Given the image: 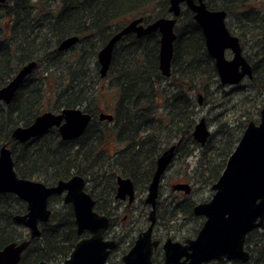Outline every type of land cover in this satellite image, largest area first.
I'll use <instances>...</instances> for the list:
<instances>
[{"label":"trees","instance_id":"1","mask_svg":"<svg viewBox=\"0 0 264 264\" xmlns=\"http://www.w3.org/2000/svg\"><path fill=\"white\" fill-rule=\"evenodd\" d=\"M205 1L209 9H224L226 18L234 17L235 26L226 19L230 32L241 38L250 37L257 47L253 36L264 35V0ZM168 7L169 0H8L0 4V87L23 64L31 60L37 63L11 102H0V146L11 149L18 176L51 185L79 174L96 201L95 210L108 214L95 189L99 182L111 187L114 184L117 169L107 146L112 143L114 148L119 141L117 126L123 128L120 135L125 141L140 145L148 153L152 167L164 144L180 140L183 162L200 146L191 135L197 115V94L205 98L210 95L212 85L218 90L224 86L218 81L202 30L188 8L183 7L177 17L169 77H164L159 69L158 31L139 38L132 33L122 37L113 49L106 76L99 75L97 52L115 31L135 17H143L149 23L167 16ZM72 35L78 36V42L59 51L60 41ZM258 50L261 56L252 65L248 80L251 86L263 91L264 41ZM45 60L51 63L47 65ZM101 80L103 83L107 80L105 88L117 97L112 121L93 118L80 137L70 140L61 139L55 127L25 143L11 138L13 127L29 125L48 108L59 111L79 106L96 115L100 110L92 101ZM238 90L236 93L244 91ZM248 120L241 122V128ZM222 127L226 125L222 123ZM239 137L229 133L215 148L206 146L207 143L200 146L203 150L199 167L210 186L223 171ZM147 183L145 179L140 185L146 187ZM104 197L109 202L117 201L114 191ZM48 202L50 220L40 225V236L31 240L20 264L41 260L61 263L81 237L76 232L71 206L63 202L62 195H53ZM58 203L62 204V212L53 211ZM194 204L191 201L176 204L165 220H176L180 214L185 221L196 220L192 212ZM25 209V203L16 195L0 193V248L28 238L27 229L14 220ZM244 244L250 253L245 263L215 260L205 264H264V228L250 231Z\"/></svg>","mask_w":264,"mask_h":264},{"label":"water","instance_id":"2","mask_svg":"<svg viewBox=\"0 0 264 264\" xmlns=\"http://www.w3.org/2000/svg\"><path fill=\"white\" fill-rule=\"evenodd\" d=\"M8 0H0V4ZM193 13V20L200 26L205 47L213 59L222 84L236 85L245 77H251L252 67L242 54L239 37L226 26L224 9H209L205 0H169V15L144 23L143 17H135L115 31L98 50L96 58L99 75L104 78L112 59L116 43L132 33L136 37L159 32V69L164 77L170 76L171 61L176 38L177 17L183 8ZM79 38L72 35L57 45L59 51L74 46ZM231 58L226 57V52ZM36 61L23 64L5 85L0 87V102L9 104L21 83L36 67ZM99 120L111 121L113 115L100 112ZM92 120L90 113L82 107L62 108L59 111L45 110L26 126L12 128L11 138L19 143L45 134L57 128L63 140L80 137ZM210 131L201 117L194 125L193 139L205 145ZM174 145L166 149L157 159L156 170L148 186L145 202L151 205L148 226L136 237L131 248L121 257V264H152V252L160 242L152 239L156 221V198L160 178L173 157ZM85 179L74 174L55 184L46 185L37 180L19 177L14 169L11 149L0 146V193H12L26 203V212L16 214L14 220L28 229L29 239L10 242L0 249V264H17L31 239L40 236L39 222L50 219L48 199L62 194L64 203L72 208L76 232L81 235L69 255L61 264H105L109 253L116 246L114 239L104 234L110 226L108 216L94 210L95 200L85 190ZM116 198L134 199V188L129 178L117 177ZM175 189L190 191L189 184H176ZM211 189L208 201L196 203L193 213L203 216L204 221L194 238L184 243L167 238L162 243V264H204L212 260H238L245 263L249 252L244 247L246 235L255 228H264V106L259 121L250 120L240 136L234 150L228 156L225 167ZM88 233V236H82ZM36 264H48L39 261Z\"/></svg>","mask_w":264,"mask_h":264},{"label":"rangeland","instance_id":"3","mask_svg":"<svg viewBox=\"0 0 264 264\" xmlns=\"http://www.w3.org/2000/svg\"><path fill=\"white\" fill-rule=\"evenodd\" d=\"M227 23L231 25L233 24V26H235L236 19L234 17H228ZM253 38L257 47L255 44L253 45V42H250V37L246 36L245 38H241L243 55L247 60H250L249 62L252 65L256 62H259V56H261V53H257V51H259L258 49L260 47V42L264 41V35L261 34V37L253 36ZM226 57L230 58L231 53L227 52ZM107 85V80L105 83H103V80L98 82L97 87L99 90L97 88L94 92V98L92 102L97 104L98 109L101 112L114 113L117 97L111 91V89L105 88ZM240 85L242 89H244L242 93L239 92L232 95L229 94L231 87L226 86L221 90H218L216 85H212L209 87V90L211 91L209 96L202 98L203 94L201 95V104H197V115L195 122H197L201 117H205L207 121L210 130V137L206 146L214 148L217 147L221 141H225L223 137L227 136L229 133H233V135L236 137L238 135L241 136L248 123L247 122L244 124V127L241 128V122L245 121L247 118L255 122L259 121L260 110L264 106V90L262 89L263 91H260L257 88L251 86V83L247 78L244 79ZM245 96H248L249 99L244 100ZM245 108L246 110L244 111ZM46 110L51 109L48 108ZM222 123H224L226 127H222ZM236 144L237 142L234 144V148ZM199 147L197 146L195 151L192 152L191 156L186 158L184 163L178 162V159H174L161 180L158 201L162 203L160 215L163 218L160 217L157 219V224L154 228V235L162 238V240L170 237L173 240L183 242L184 239L194 238L197 234V231L201 227L200 218H197V220L190 218V220L187 219L185 221L181 214L177 216L176 220H165V218L170 216L172 207H174L177 203L181 201H183V204L184 202L187 203L188 201L194 202L195 204L205 202L208 201L213 194L211 186L205 182V176L202 175V169L199 167V163L201 164L202 162L200 160V156L203 150L202 147ZM107 148L109 151H113L112 143L107 146ZM212 157H214V155ZM182 175L185 177V179L182 178ZM179 179H183L184 182H187L191 185L190 194L186 195L182 192L172 190L171 185L176 183ZM107 186L110 185L99 182L98 187L95 189L96 193H99L102 189H106ZM145 196V190L138 189L136 191L132 210L130 209L131 211L129 213L124 211L126 203L116 202L120 214L116 217L117 220L114 223L115 225L112 227L111 231L113 230L118 233V238L123 241L122 244H120V246L109 256L106 264H120L121 255L127 252L131 245V241L136 239L137 234L146 228L148 220L145 222V220H143L144 218L141 216V214H139L141 211L140 209H143L144 207L141 200H143ZM61 206V203H58L57 206L54 205L53 211L59 210V212H62L64 209L63 207L61 208ZM148 211L149 209H146L144 212L146 215L145 218H147ZM111 231L106 232V238L110 239L109 234ZM160 248L153 257V264L162 263V250Z\"/></svg>","mask_w":264,"mask_h":264},{"label":"flooded vegetation","instance_id":"4","mask_svg":"<svg viewBox=\"0 0 264 264\" xmlns=\"http://www.w3.org/2000/svg\"><path fill=\"white\" fill-rule=\"evenodd\" d=\"M227 26V25H226ZM230 31V30H229ZM233 34V33H232ZM233 35H235V34H233ZM237 36V35H236ZM239 37V36H238ZM239 42H240V46H241V49H242V39L239 37ZM227 52H229V51H227ZM227 52H226V54H227ZM242 54H243V50H242ZM244 56V55H243ZM245 57V56H244ZM231 58V57H230ZM247 60V59H246ZM248 62L250 61L249 59L247 60ZM250 63V62H249ZM250 65H251V67H252V64L250 63ZM15 74V73H14ZM31 74V73H30ZM171 74V73H170ZM217 75H218V73H217ZM251 76H252V74H251ZM169 77V76H168ZM250 79L251 77H245L244 79ZM243 79V80H244ZM242 80V81H243ZM218 81H219V83L221 84V85H223L224 87L225 86H228V87H231V89H230V92H229V94H232V95H234L236 92H238V91H240V90H238V89H242V88H240L239 86H240V84L242 83V81L240 82V83H238V84H236V85H232V84H222L221 82H220V80H219V77H218ZM3 103V102H2ZM197 104L199 105V104H201V94L200 93H198L197 94ZM101 111H99L96 115H91L92 116V119L93 118H96L97 120H99L98 119V115H99V113H100ZM110 114H112L113 115V113H110ZM113 118H114V115H113ZM205 118V117H204ZM196 120V119H195ZM206 120V119H205ZM99 121H102V120H99ZM103 121H106L107 122V120H103ZM112 121V120H111ZM110 122V121H109ZM249 122V121H248ZM206 123H207V121H206ZM195 124H196V122H195ZM194 124V125H195ZM207 126H208V124H207ZM193 128H194V126H193ZM122 127H116V130H118V132H117V136H118V142L115 144V146H114V148H113V151H110V153L112 154V155H114V165H115V167H116V169H117V174H116V176H115V181H114V184H113V186L111 187V186H107V188L106 189H102L100 192H99V196L101 197V199L99 200L100 201V204H101V206H103V207H107V212H108V214H104V213H99V214H103V215H106V216H108L109 217V219H110V226H109V229L107 230L108 232H110L111 231V229H112V227L115 225L114 223L116 222V217L120 214L119 213V211H118V206H117V204H116V202H120V203H122V202H124V203H126L125 205H126V207H125V209H124V211L125 212H130L131 210H132V205H133V202H134V200H135V194H136V191L138 190V189H140V190H145L146 191V196H147V193H148V186H149V183H150V181H151V179H152V177H153V175H154V172H155V170H156V165H157V159H158V157L166 150V149H168L171 145H174L175 147H174V150H173V157H172V159H171V162L169 163V165L167 166V168L165 169V171L163 172V174L161 175V178H160V183H159V188H158V195H157V198H156V221H155V224H154V226H153V229H152V239H156V240H158L159 242H160V244H159V246L157 247V248H155V249H153V252H152V264H153V257H154V255L158 252V250H159V248L162 250V253H161V256H162V263H163V257H164V255H163V249H162V243L167 239V238H170V237H167V238H165L164 240H162V238H159V237H157L156 235H154V228H155V225L157 224V219L158 218H160L161 217V215H160V211H161V204L162 203H160V201H158V196H159V191H160V185H161V180H162V178H163V175H164V173L166 172V170L168 169V167L172 164V162H173V160L175 159V160H179L178 162H181V163H184L182 160H181V158H183V153L181 152V150H180V145H181V143H180V140L178 141V140H176L175 142H173V143H170V144H164V145H162V147L160 148V151H159V153H158V155L155 157V162H154V165H153V167H152V165L150 164V162L148 161V153H146V151H144L143 149H140L139 147H140V145H136V144H133V143H129L128 141H125L124 139H123V136L122 135H120V132L122 131ZM208 129H209V126H208ZM192 131H193V129H192ZM210 131V130H209ZM191 135H192V132H191ZM210 137V136H209ZM209 137H208V139H207V141L209 140ZM193 138V137H192ZM194 140V139H193ZM195 141V140H194ZM207 141H206V143H207ZM196 142V141H195ZM197 143V142H196ZM205 143V144H206ZM197 144H199V143H197ZM200 145V144H199ZM185 161V160H184ZM17 174V173H16ZM20 177V176H19ZM117 177H121V178H129L131 181H132V184H133V188H134V199H133V201L131 202V203H129L128 202V196L126 197V199H124V200H120V199H118V198H116V190H117ZM182 178H184L185 179V177H183V175H182ZM85 179V178H84ZM145 179H148V183H147V186L146 187H143V186H141L140 185V182L142 181V180H145ZM32 180H34V179H32ZM85 182H86V180H85ZM176 184H189V183H187V182H184V180L183 179H179L176 183H173L172 185H171V188H172V190H174V191H177V192H182V193H184V194H186V195H188V194H190V192H191V185L189 184V186H190V191L188 192V193H185V191L184 190H178V189H175L174 188V186L176 185ZM47 185V184H46ZM52 185V184H51ZM87 182H86V184H85V190L87 191ZM111 191H114V199L115 200H117L116 202L115 201H113V202H109L105 197H104V195L106 194V193H110ZM88 192V191H87ZM89 193V192H88ZM54 195H62V194H54ZM53 196V195H52ZM92 196V195H91ZM146 196H145V198H146ZM51 197V196H50ZM49 197V198H50ZM62 198H63V196H62ZM145 198L143 199V200H141V202L143 203V205H144V207H143V209H140L141 211H140V213L139 214H141V216L144 218L143 220H145V222H147V220H148V214H147V218H145V210L146 209H149V211H150V209H151V205L150 204H148V203H146L145 202ZM95 200V199H94ZM48 201H49V199H48ZM24 202V201H23ZM64 202V201H63ZM25 203V202H24ZM49 203V202H48ZM69 204V203H68ZM95 204H96V201H95ZM179 206L180 205H182L183 204V201H181V202H179V203H177ZM184 205V204H183ZM25 206H26V203H25ZM71 206V205H70ZM194 207V206H193ZM48 208H49V206H48ZM50 209V208H49ZM72 209V208H71ZM131 209V210H130ZM94 210H95V205H94ZM96 211V210H95ZM149 211H148V213H149ZM24 212H26V209H25V211ZM23 212V213H24ZM192 212H193V208H192ZM52 213V212H51ZM128 213H126V214H128ZM193 215H194V213H193ZM195 217H196V220H197V218H200L201 220V225L203 224V221H204V217L203 216H196V215H194ZM50 217H51V215H50ZM50 220V219H49ZM48 220V221H49ZM47 221V222H48ZM43 223H46V222H39V227H40V225L41 224H43ZM148 224H149V220H148ZM148 224H147V226H148ZM21 225V224H20ZM200 225V226H201ZM146 226V227H147ZM24 227V226H23ZM25 228V227H24ZM40 229V228H39ZM144 230V229H143ZM27 231H28V229H27ZM141 232V231H140ZM139 232V233H140ZM198 232V231H197ZM138 233V234H139ZM118 233H116L115 231H111V233L109 234V236H110V239H114L115 241H116V246H115V248L114 249H112L111 250V252L109 253V256L113 253V251L115 250V249H117L119 246H120V244H122V241L123 240H121L120 238H118V235H117ZM137 234V235H138ZM105 235H106V233L104 234V237H105ZM79 236H81V235H79ZM82 236H88V233H83L82 234ZM106 238V237H105ZM26 239H29V233H28V238H26ZM26 239H23V240H26ZM35 239V238H34ZM107 239H109V238H107ZM172 239V238H171ZM188 239V238H187ZM23 240H17V241H14V242H20V241H23ZM31 240H33V239H31ZM31 240H30V243H31ZM79 240V239H78ZM77 240V241H78ZM173 240V239H172ZM186 239H184V241H185ZM134 241H135V239H133L132 241H131V245H130V247L128 248V250L131 248V246L133 245V243H134ZM176 241V240H175ZM184 241L182 242V243H184ZM13 242V241H12ZM10 243V242H9ZM30 243H29V245H30ZM8 244V243H7ZM28 245V246H29ZM5 246V245H4ZM28 246H27V248H28ZM27 248L23 251V253L21 254V258H20V260H19V262L17 263V264H20V262H21V260H22V257H23V254L25 253V251L27 250ZM1 249V248H0ZM73 249V248H72ZM127 250V251H128ZM72 251V250H71ZM71 253V252H70ZM70 253H69V255H70ZM125 254V253H124ZM124 254H122L121 255V257L124 255ZM69 255H68V257H69ZM109 256H108V258H107V260H106V262H105V264L107 263V261H108V259H109ZM66 259V258H65ZM64 259V260H65ZM63 260V261H64ZM224 260H226V259H224ZM41 261H44V260H41ZM62 261V262H63ZM228 261H232V260H228ZM39 262V261H38ZM47 262V261H46ZM61 262V263H62ZM37 263V262H36ZM36 263H32V264H36ZM48 264H52V263H49V262H47ZM161 263V264H162ZM54 264V263H53ZM55 264H57V263H55ZM121 264V263H120Z\"/></svg>","mask_w":264,"mask_h":264},{"label":"bare ground","instance_id":"5","mask_svg":"<svg viewBox=\"0 0 264 264\" xmlns=\"http://www.w3.org/2000/svg\"><path fill=\"white\" fill-rule=\"evenodd\" d=\"M31 61H32V60H31ZM34 61H35V60H34ZM44 63L47 64V65H49L51 62L45 60ZM169 144H170V143H169ZM171 146H172V145H171ZM171 146H170V147H171Z\"/></svg>","mask_w":264,"mask_h":264}]
</instances>
